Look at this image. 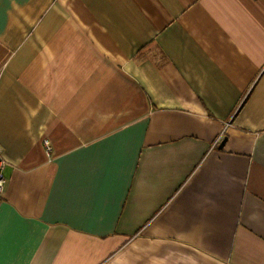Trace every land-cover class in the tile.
<instances>
[{"label":"crops","instance_id":"0c3cea01","mask_svg":"<svg viewBox=\"0 0 264 264\" xmlns=\"http://www.w3.org/2000/svg\"><path fill=\"white\" fill-rule=\"evenodd\" d=\"M0 151V264H264V0H0Z\"/></svg>","mask_w":264,"mask_h":264},{"label":"built area","instance_id":"2783aa9c","mask_svg":"<svg viewBox=\"0 0 264 264\" xmlns=\"http://www.w3.org/2000/svg\"><path fill=\"white\" fill-rule=\"evenodd\" d=\"M46 145L48 146V150L50 149L48 141H46ZM5 166V160L2 156V153L0 151V191L3 189L4 184L6 182L4 174H3V168Z\"/></svg>","mask_w":264,"mask_h":264},{"label":"snow or ice","instance_id":"6c2138e0","mask_svg":"<svg viewBox=\"0 0 264 264\" xmlns=\"http://www.w3.org/2000/svg\"><path fill=\"white\" fill-rule=\"evenodd\" d=\"M2 232H3L2 225H0V251H2Z\"/></svg>","mask_w":264,"mask_h":264},{"label":"water","instance_id":"95a60500","mask_svg":"<svg viewBox=\"0 0 264 264\" xmlns=\"http://www.w3.org/2000/svg\"><path fill=\"white\" fill-rule=\"evenodd\" d=\"M221 144H223V142Z\"/></svg>","mask_w":264,"mask_h":264}]
</instances>
